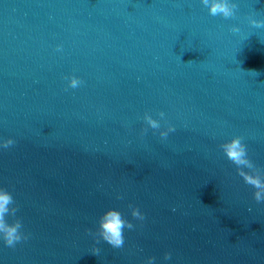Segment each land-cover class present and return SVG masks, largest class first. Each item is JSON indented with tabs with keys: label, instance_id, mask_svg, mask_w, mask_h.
<instances>
[{
	"label": "water",
	"instance_id": "water-1",
	"mask_svg": "<svg viewBox=\"0 0 264 264\" xmlns=\"http://www.w3.org/2000/svg\"><path fill=\"white\" fill-rule=\"evenodd\" d=\"M230 2L0 0V187L27 234L0 264H264V202L221 147L264 169V0ZM109 208L120 249L88 231Z\"/></svg>",
	"mask_w": 264,
	"mask_h": 264
},
{
	"label": "clouds",
	"instance_id": "clouds-1",
	"mask_svg": "<svg viewBox=\"0 0 264 264\" xmlns=\"http://www.w3.org/2000/svg\"><path fill=\"white\" fill-rule=\"evenodd\" d=\"M205 7L209 9L212 16H223L225 19L232 18L236 15L237 5L231 3L230 0H202ZM249 23L255 28H264V19H256L254 16H249ZM233 32H239L240 27L233 25ZM57 51H62V45L57 46ZM256 73L254 70L250 71ZM83 81L76 75H72L69 81V86L73 89L79 87ZM161 119L166 118V114L161 111L159 113ZM144 121L152 129H161V122L154 118L150 113L146 112L143 116ZM147 129H145V132ZM175 131V126L169 124L166 129L160 131L162 138H167L169 132ZM15 143L13 138H8L0 142V147L7 149ZM227 158L237 166V171L243 177L245 183L251 185L254 191V199L257 202H264V169L258 168L254 162L249 158L248 149L243 142V138L239 135L224 142L221 145ZM248 169V170H246ZM119 198H123L120 196ZM133 218L143 221L145 219L144 213L138 206L129 205ZM18 206L16 205L14 196L11 191L0 187V236L3 237L5 243L9 247H14L16 243L22 239H27V234L22 231V220L16 218L13 222H9L8 216H16ZM135 225L131 220L125 218L121 211L117 208L107 209L99 219V227L96 233H91L96 238L97 244L100 238L106 241L112 248L120 249L124 246L125 236L124 229H133ZM92 252L99 255L101 249L94 246ZM165 259H171V253L165 254ZM155 257H148L146 264H154Z\"/></svg>",
	"mask_w": 264,
	"mask_h": 264
}]
</instances>
